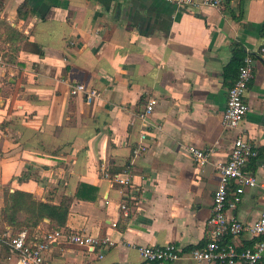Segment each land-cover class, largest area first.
I'll return each instance as SVG.
<instances>
[{"label": "crops", "instance_id": "0c3cea01", "mask_svg": "<svg viewBox=\"0 0 264 264\" xmlns=\"http://www.w3.org/2000/svg\"><path fill=\"white\" fill-rule=\"evenodd\" d=\"M24 2L29 11L20 18ZM226 2L221 11L163 0H0V211L14 191L54 205L70 199L63 226L45 219L29 236L40 241L62 228L112 243L88 253L61 239L44 254L46 264H155L137 248L168 244L181 257L161 264H217L189 253L208 241L216 165L231 147L221 117L238 45L253 64L241 130L258 153L245 171L264 185V55H255L264 44V0ZM76 83L100 90L101 99L88 105L71 96ZM150 99L145 123L140 114ZM139 144L147 149L134 156ZM187 146L212 148L207 164L196 167ZM102 170L127 174L134 190L102 178ZM232 197L230 185L228 203ZM262 211L260 186L226 206L243 223ZM11 232L0 220V234ZM257 241L264 235L226 240L237 249ZM0 264H14L1 244Z\"/></svg>", "mask_w": 264, "mask_h": 264}, {"label": "built area", "instance_id": "2783aa9c", "mask_svg": "<svg viewBox=\"0 0 264 264\" xmlns=\"http://www.w3.org/2000/svg\"><path fill=\"white\" fill-rule=\"evenodd\" d=\"M163 1L178 8L187 9L207 6L221 11L226 10L227 4V0ZM258 52L259 55H264V46ZM4 64L5 60L0 55V65L3 66ZM252 78V58L246 55L238 69L234 83L227 92L225 109L221 117L222 128L231 135L232 140L227 159L216 165L218 183L213 194L211 215L208 221L210 225L208 241L202 248L195 249L189 253L191 259L198 263L233 264L241 262L242 264H261L264 262V241H257L252 247L241 249H237L234 245L226 242L228 238L234 239L243 233L253 237L264 235V211L260 213L258 219L253 223H243L235 216L229 217L226 214V206L234 209L247 189L260 186L264 196V185H258L255 176L245 171L247 162L258 155L255 146L245 137L241 130V124L249 111V107L244 101V96ZM69 93L71 96H81L88 105L100 100L102 97L100 90L87 87L81 83L70 85ZM154 105L155 100L150 99L144 111L140 114L141 120L145 121V123L149 121ZM146 149L144 144H139L132 149V153L137 156L144 153ZM185 149L198 168H202L207 164L213 151L212 148L199 149L194 146H187ZM102 178L134 190L131 178L125 173L110 176L106 170H102ZM230 185H233V197L228 203L227 197ZM120 208L126 216L127 208L125 204H121ZM61 239L68 244L84 249L88 253H94L101 246L112 245L108 238L101 239L82 231L66 233L62 228H56L46 234L40 241L30 237L26 230L19 232L15 236L8 233L0 234V244H4L9 252L13 254L14 264H46L44 254L54 244H58ZM137 250L142 260L148 263L174 262L181 257L178 248L173 244L161 247L141 246ZM101 256V254H98V258Z\"/></svg>", "mask_w": 264, "mask_h": 264}, {"label": "trees", "instance_id": "16d2710c", "mask_svg": "<svg viewBox=\"0 0 264 264\" xmlns=\"http://www.w3.org/2000/svg\"><path fill=\"white\" fill-rule=\"evenodd\" d=\"M27 7L28 5L25 2L19 7L18 17H24V15L28 13L29 10ZM259 36L264 39V22L260 25ZM29 48L32 52L42 55L39 46L29 45ZM233 54L234 58L228 66V69H239L245 56H251V53L246 52L239 45L234 47ZM257 54H259L258 51L255 55ZM70 203V199H63L59 205H54L47 202L37 201L28 193L14 191L6 194L4 206L0 211V220L12 229V236L17 235L21 231L37 227L45 219L49 220L52 224L61 227L65 224ZM22 214L24 215V218L20 220ZM1 245L3 247L5 246L4 244Z\"/></svg>", "mask_w": 264, "mask_h": 264}]
</instances>
